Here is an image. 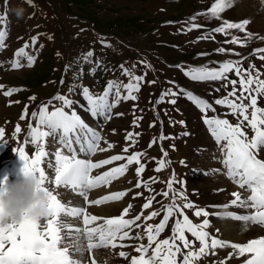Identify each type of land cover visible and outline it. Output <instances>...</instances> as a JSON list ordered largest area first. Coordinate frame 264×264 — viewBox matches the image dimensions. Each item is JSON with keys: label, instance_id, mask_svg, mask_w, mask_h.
<instances>
[{"label": "snow or ice", "instance_id": "6c2138e0", "mask_svg": "<svg viewBox=\"0 0 264 264\" xmlns=\"http://www.w3.org/2000/svg\"><path fill=\"white\" fill-rule=\"evenodd\" d=\"M25 2L35 7L32 0H25ZM233 3L234 0H214L205 14L220 19V14L230 8ZM195 19V16L192 17V20ZM248 23L247 20L238 23L224 21L221 26L213 31L225 35H230L227 32L229 29L246 32ZM6 25L7 14L5 13L0 15V51L6 47ZM200 27L203 26L193 24L188 31ZM252 38L253 34L246 33L244 39L250 41ZM201 39H214V37L208 35L201 37ZM36 40L37 37L32 38V46H35ZM226 43H239L244 46L241 38L234 35ZM105 46L110 47V45ZM28 48L29 44L25 43L22 48L17 50L15 58L10 62L11 69L16 70L33 65L35 57L26 51ZM217 51L225 53L230 50L222 47ZM256 53L260 54L259 59L264 60V48L254 49V54ZM234 54L240 55L239 53ZM200 55L207 54L201 53ZM93 56V51L87 52L83 57L84 62L87 63ZM95 63L99 66L98 62ZM2 66L0 65V67ZM145 66L150 67V65ZM121 69L123 75L128 77L127 84H122L119 81H109L101 94H94L89 88L81 87V95L86 101L88 111L93 118L100 119L102 122L109 121L113 117V109L122 101L137 99L135 93L140 91L144 76L135 75L131 70L124 68L123 65H121ZM182 71L186 77L195 82L219 81L226 90L231 86V89L227 91V96L215 99L214 103L230 109V114L236 116L238 122L233 124L228 119L208 115L209 112L216 111L212 103L190 92L185 93L182 89L179 92L170 89L162 93L157 103L163 102L164 97L168 96L173 98L167 102L175 105L177 101L174 97L183 93L188 100L200 109L204 123L208 126L211 135L220 147L223 169H217L216 171L222 172L243 190V192H233L234 199L228 205L220 207L229 208L234 206L255 210L247 214L226 211L223 215L244 222L245 227L254 224L264 228V159L258 158V156L264 154V107L258 106V97H264L262 73L259 69H256L254 64L244 67L242 60L231 59L219 63V66L215 68L200 66L186 70L182 69ZM229 73H233L238 79L230 78ZM63 82L61 80V84ZM148 83H155V81ZM2 88L3 85H0V89ZM220 90L221 88L215 89L217 92ZM15 91L17 90L9 89L4 91L3 94L10 97ZM74 91L75 88L70 87L68 89L69 95ZM29 99L35 100V97ZM53 100L59 101L60 106L57 107L52 104V101H49L47 104L40 105L38 111L30 114L35 124L29 123L28 139H25L23 143L25 145L29 143L35 145L34 155L30 156L24 147H20L17 153L19 159L23 162L22 171L37 174L40 185L48 192L49 215L39 222L25 217L19 223H5L0 218V264H85V253L91 255L93 250H114L117 247H126V245L118 244L117 241L132 239L130 233L133 226L136 228L141 227V224H138L137 221H141L142 218L145 221H151L160 216L161 213L163 215L158 224L144 225L147 244H140L136 248L140 256L138 258L133 257L131 264H195L200 257L207 256L210 251L212 255H215L217 248L225 247H229L233 251L224 260L217 261L216 264H227V261L232 260L234 257H247L243 260V264H264V236L251 239L245 244L232 243L211 236L210 232L207 231L210 226L209 219L204 218L200 223H193L185 213V209H194L193 215L196 217H209L214 214L220 215V213H212L203 208H196L192 202L188 201L182 190L184 182L177 179L175 174L167 181V190L161 194L170 202L167 205H162L160 209H153L156 196L151 195L142 205V211L133 219L125 218L132 207L131 204L123 210L119 217L106 218L103 219V223L97 224L96 222L102 218L90 215L86 207L75 206L71 202H62L55 191V189L61 187L78 194L83 198L84 204L88 206L121 200L127 195V191L116 192L96 200H90L88 193L90 190L102 185H110L113 180L124 176L132 165L136 166V176L140 177L145 171V164L141 162L144 156L142 152H133L128 155L117 154L97 162H93L90 158H78L80 154L90 157L98 151H108L113 148V145L104 139L102 130L97 131L85 123L75 110L74 105L76 102L70 99L69 96L57 94ZM50 106L51 110H49ZM250 109L251 111H249ZM28 115L27 107H25L20 119L24 120ZM115 115L123 114L115 113ZM172 123L184 124L183 121ZM153 126L154 124L150 125V127ZM249 128L251 133L247 131ZM21 131L20 125H17L14 129L16 134L21 133ZM4 135L5 129L0 128V138H3ZM138 135L139 133L127 134L125 139L131 143L124 147L123 153H129V147L135 145L134 136ZM184 135H187V133H184ZM48 138H51V143L58 145L56 150L51 153L45 149V142ZM160 139L171 138L162 135ZM101 142L105 147L101 146ZM155 142L153 140L149 147ZM172 147L175 150V145H172ZM162 151L164 157H167L168 152L163 149ZM49 156L54 157V162L52 159L45 160V157ZM120 161H123V163L111 167L100 175H92L94 169L113 165L115 162ZM183 163L181 161V164ZM45 164L48 169L54 171V178L46 174V169L42 166ZM164 167L165 161L161 160L155 171L160 172ZM6 179L7 177L4 178L5 181ZM0 183H3V181H0ZM174 184L181 185V188H174ZM46 185H54L55 188H49ZM141 186L149 189L147 182L138 179L134 188H140ZM244 192L249 194L245 196ZM135 195L142 196L143 193L138 192ZM156 203H159V201H156ZM145 210H150L146 216L144 214ZM174 216L175 221L171 229V237L158 239L166 226L169 225L170 218ZM68 218H71V221H74L75 224L70 222ZM79 224H82L83 227L76 226ZM186 232L190 233L194 240L189 239L185 234ZM135 239H143V236L137 233ZM196 241L199 242L198 248L194 246ZM150 249L151 255H148ZM177 254L182 256L179 261ZM119 256L127 258L124 251H120ZM91 264H97L94 257L91 258Z\"/></svg>", "mask_w": 264, "mask_h": 264}, {"label": "rangeland", "instance_id": "374dc122", "mask_svg": "<svg viewBox=\"0 0 264 264\" xmlns=\"http://www.w3.org/2000/svg\"><path fill=\"white\" fill-rule=\"evenodd\" d=\"M36 1L40 3L36 4L33 8L25 1L14 0V6L9 10V15L15 16L10 19L9 24L7 25V37L12 36V38L7 43L5 41L6 47L2 51L10 50L12 47H16L20 44L22 39L16 38V36L26 32L29 27L34 24V22L30 21L22 23L16 22L17 19H19L18 21L23 19V17L18 18L16 15V10L18 9V4L20 2L25 6L23 8V15H51L45 11L44 8H42L43 4L46 8V1L48 0ZM49 1L52 2L54 0ZM203 1L204 0H62L60 3L61 6H59L56 10V15H80L85 18V20L90 23L94 29H97L95 32L96 35L109 33L113 34V36L118 39V43L114 40V44L110 45V51L116 56L120 53L123 58V62L118 65L117 70H114L112 65H107V63L110 62V59L107 58L109 51L102 47L101 39H97L96 36L91 38L85 32H79L71 26L66 27L64 30L68 31V42L72 39L74 41L78 38L84 40V42L79 45L81 52L86 54L89 51H93L96 53L93 56L94 59L97 61L102 59L103 64H100L99 66H97V64L95 65L96 74H99L101 71L107 72L114 70L113 72H115L116 75H114L113 81H119L122 84H127L128 77L123 75L121 69V65H123L124 68L131 70L135 75L144 76V81L142 82L140 91L135 93L137 99L122 101L113 109L114 114L112 119L109 121L102 122L100 119L93 118L88 111L87 103L74 105L75 110L85 123L97 131L102 130L104 139L113 145V148L108 151H98L95 155L90 157L80 154L78 158H90L93 162H97L117 154L128 155L133 152L143 151H145L144 155L146 153L148 154L147 156H143L145 159H148L149 156L152 158L167 144V141L164 139L161 140L159 137V141L149 147L151 137L148 136L147 133L140 131H145V129L153 122H157L158 128L164 130L165 134L170 132V135H175L176 133L172 131H179L184 128L191 132V128L188 123L189 119V121L195 125V130L198 131V129L201 128L202 131L201 135L198 136V134H196L194 136V139L197 141H193L197 146H202V148L199 155L195 156L191 160L194 164L193 167H195L196 170L192 171L189 176V180L192 185L200 192V199L198 197H194L193 200H189L196 208H203L212 213H220V215L214 214L209 217H203V219H209L210 226L207 231L210 232L212 237L228 241L225 238L227 229L223 228V225L228 224L226 219L228 220L229 217L223 215V213L226 211L237 212V207L233 206L229 208H222L220 206L228 205L229 202L234 199L232 193L241 192L242 190H237V185L233 186V182L228 179L226 175L222 172L216 171L217 169H223V164L221 163L222 155L220 147L211 135L208 126L204 123L202 112L197 106L188 100L187 96L183 93L174 97L177 101L175 105L167 102L169 99L173 98L168 96L164 97L163 102L157 103V101L160 100L162 93H165L170 89L178 92L182 89L185 93L190 92L193 95L206 99L212 103L216 111L209 112L208 115L228 119L233 124L238 122L237 117L230 114V109L214 103L215 99L227 96V91L231 89V86H229V89L226 90L221 86V82L219 81H192L184 75L182 69L186 70L192 67L200 66L215 68L219 66V63L224 62L222 59L223 53H219L217 49L223 47L230 50L224 54L227 53L232 55L238 51L239 44L226 43V41H230L232 39L230 35L215 33L213 30L221 26L224 21L238 23V19L235 18V15H242V17L246 16L248 13H252V11H247L251 8V5L252 7H255V9H258V6L253 4V0H234L232 6L227 9L228 13H226L225 10L220 14V19H215L211 17V15L205 14L206 10L210 8L214 1L211 0L213 2L207 7V3L203 6ZM260 1H255L259 7L264 3L262 0ZM261 10L264 12L263 7ZM33 11L35 12L34 14ZM194 16L196 19L192 20V17ZM193 24H199L203 27L192 28L191 31H188ZM261 25H264V20L259 21L258 26ZM235 30L237 29H229L227 32L232 33ZM208 35L213 36L214 39H201V37ZM260 48H264V44L262 47H256V49ZM201 53H206L207 55H200ZM251 53L254 54L253 49H245L242 57L239 59L231 58V60H242L243 66L247 67L250 64V60H247V56ZM259 55V53L254 54V56L257 57V62L262 68L264 67V60L259 59ZM225 59L230 60L229 58ZM11 61V58H6L2 60V63L10 64ZM142 61L144 62L143 64L141 63ZM145 65H150V67ZM261 73L264 79V71H261ZM228 75L232 79H238L233 73H229ZM150 81H155V83H148ZM216 88H221V90L217 92L215 91ZM39 90L42 91V88L40 87ZM1 99L2 94L0 92V101ZM258 106L264 107V97H258ZM13 107L14 108L11 111L7 110L5 112L6 114H4L1 112L0 104V128L5 129L4 137L0 138V144H5L0 145V181H3L7 176L9 183L17 180L22 172L23 162L18 157V149L20 147H24L30 156L34 155L36 150L35 145H32L31 143L25 145L23 143L25 139H28V130L24 135L21 133L16 134L14 132L16 125H20L26 129L28 123L25 124L24 120H21L19 117V121L17 122L18 124H11L13 119L9 115L12 113L17 114L18 106ZM249 111H251V109ZM115 113H122L123 115H115ZM132 119L135 122L134 125L136 128L132 126ZM179 121H183L186 124L181 125L180 123H172ZM113 130L115 131L113 132ZM247 131L251 133L250 128L247 129ZM148 132H151V130ZM181 132L182 131H180L178 136H175L176 138L168 139L169 142L185 143L186 139H191V137H189L190 134L187 133V135H184V133ZM128 133H139V135L134 136L135 145L129 147V153H123L124 147L131 143L125 139ZM164 137L170 138L168 135H165ZM13 139H15V142L12 141ZM101 146L105 147L103 142H101ZM57 147V144L51 143V138L46 140L45 149L49 153L56 150ZM176 149L177 147L175 150ZM191 149L192 148H188L187 151ZM167 152L173 153L169 151V147L167 148ZM258 158L264 159V154L258 156ZM48 159H52L54 162V157H45L46 161ZM10 160H12V162H10ZM121 163H123V161L115 162L113 165H106L100 169H94L92 171V175H100L109 170L111 167H115ZM42 166L45 167L46 174L54 178V171L52 169H48L46 164ZM135 168V165L130 166L124 176L113 180L110 185H102L98 188L90 190L88 193L90 200H96L102 199L106 195L116 192L127 191V195L121 200L108 201L100 204L101 206H88L84 204L83 198L80 197L81 202L77 204V206L86 207L90 215H96L97 217L102 218L96 222L97 224H101L103 223V219L119 217L123 210L131 204L132 207L129 209V213L125 218L133 219L142 211V205L147 200L146 194H143L142 196L135 195L138 192L142 193L144 187L141 186L140 188H134V185L138 179L152 184L147 181V178H145L146 171H144L140 177H137ZM167 173V169H164L163 175L166 176ZM46 186L49 188H55L54 185ZM55 191L58 193L59 199L61 197L64 198L65 196L63 195L65 194L67 195L71 193L72 195L70 189H65L63 187L55 189ZM161 204L164 205L165 202ZM154 205L155 204L153 203V209H158ZM148 211L150 210L144 211L145 216L148 214ZM184 211L193 223H200L202 221L200 220L201 217L193 215L194 209H186ZM249 212H254V210L250 209L247 213ZM162 215L163 213L156 217L158 219L154 218L152 222L154 224H158ZM224 218L226 219L224 220ZM68 219L70 220V218ZM231 222L234 223L242 221L232 219ZM78 226L83 227L82 224H79ZM168 226L169 228L166 227L158 239L162 240L169 238L165 235V233L170 234L172 232L170 221ZM137 233H140L139 228L133 226L130 233L133 237L132 239L117 241L118 244L126 245V247H117L114 250H93L91 255L85 253V264H91L90 262L92 257L95 258L96 262H102L104 258H108L109 264H131V259L133 257L138 258L140 253L137 252L134 255L126 253L125 251L130 253L132 247H136V245L131 246L129 243L138 241L142 244H147V236H144L145 233L142 234L141 231L143 239H135ZM185 234L189 239L194 240L190 233L186 232ZM229 242L244 244L247 240H244L242 243L238 241ZM194 246L198 248L199 242L196 241ZM121 249H124L125 251ZM120 251H124L127 254V258L120 257ZM232 251L233 250L229 247L217 248L215 250V255H212L210 251L207 256L200 257L198 262H195V264H216L217 261L224 260ZM246 258L247 257H234L232 260L227 261V264H243V260ZM177 259L178 261L181 260L182 256L177 254Z\"/></svg>", "mask_w": 264, "mask_h": 264}, {"label": "trees", "instance_id": "16d2710c", "mask_svg": "<svg viewBox=\"0 0 264 264\" xmlns=\"http://www.w3.org/2000/svg\"><path fill=\"white\" fill-rule=\"evenodd\" d=\"M32 2L34 5L40 3L36 0H32ZM46 2L47 4L45 8L41 1L43 4L42 8L51 15H23V19L20 21L17 19V23L30 21L34 22V24H32L26 32L16 36V38L22 39L20 44L16 47H12L10 50L0 51V65H3L0 67V85H3V88L0 89L2 94V99L0 101L1 112L6 114L5 112L7 110L11 111L14 108L13 106H18L17 114L12 113L9 115L13 119L11 123L12 125H15V123L19 121V117L24 113L25 107H27L29 113L28 117L24 119L25 124H29L31 120L30 114L38 111L40 105L52 101V104L59 107L60 102L53 100L57 94L69 96L70 99L76 102L75 105H78L86 102L81 95V87L89 88L94 94L103 93L108 82L113 81L114 75H116L113 71L117 70L118 65L123 62L120 53L116 56L111 53L110 47L105 46L114 44V42L109 39V36L106 34L103 35L104 33L102 32V35H96L95 32L97 29L95 30L90 23L80 15H56V10L61 5L60 3L62 0H54L52 2L48 0ZM13 6L14 0H0V15L7 14V25L9 24L10 19L15 16L9 15V10ZM24 7V4L21 2L18 4V9H23ZM34 13L35 12L33 11V14ZM68 26H71L79 32H85L91 38L96 36L97 39H101L103 42L102 47L109 51L107 58L110 59V62H108L107 65H112L114 70L107 72L99 71L100 73H97V75L95 72V65L97 63L95 62H98L99 65L103 64L102 59L97 61L92 57L87 63H85L83 57L86 54L79 49L80 43H83L84 40L78 38L74 41L72 39L68 42V31H64ZM33 37H37L35 46H32ZM11 38L12 36L7 37L6 43L9 42ZM25 43L29 44V48L26 51L35 57V61L31 67L25 66L13 70L9 63H2V60L6 58H11L13 60L17 50L22 48ZM66 66H68L67 70ZM61 80L64 81L63 84H61ZM40 87L42 88V91L39 90ZM70 87L75 88V91L71 95L68 93ZM9 89H16L17 91H15L10 97L5 96L3 92ZM30 97H35V100L29 99ZM49 110H51V106ZM188 123L191 132L184 128L183 130L172 131L176 133L175 135H170V132L165 134L164 130L158 128L157 122L151 124H154L153 127L149 126L145 131H140L147 133L148 136L151 137V140L149 141L150 143L153 140L158 142V138L162 135H168L171 139L176 138L175 136H178L180 131L190 134L189 137H191L190 140L186 139L185 143L169 142L168 139H164L167 141V144L162 149L167 151V148L169 147V151L173 153L168 152V156L164 157L161 149L152 158L149 156L148 159H145L144 157L141 159V162L145 164V178H147L148 182L152 183H148L149 189L154 190L150 191L144 187L142 193L146 194L147 198L151 195H155L156 201H159V203H156V201L153 203L157 208H159L161 203L167 201L170 202L169 199H165L161 194L167 190V181L173 176V174H175L177 179L184 182L182 190L187 198L200 197L199 190L192 185L188 178V172L190 171V156L197 152L199 148L195 143L197 140L194 139V136L196 134L199 136V132L195 130V126L189 121V119ZM134 124L135 122L132 119V126L136 128ZM150 130L151 132H148ZM193 140H195V142ZM172 145H175V148L177 147V149L173 150ZM188 148L192 149L187 151ZM144 152L145 151L142 153ZM147 155L148 154L146 153L144 156ZM161 160L165 161V167L160 172H156L155 169L158 167V163ZM181 161L184 163L181 164ZM164 169H168L166 176L163 175ZM174 188H181V185L174 184Z\"/></svg>", "mask_w": 264, "mask_h": 264}, {"label": "clouds", "instance_id": "9594fccd", "mask_svg": "<svg viewBox=\"0 0 264 264\" xmlns=\"http://www.w3.org/2000/svg\"><path fill=\"white\" fill-rule=\"evenodd\" d=\"M18 18L23 17V9H17ZM7 177V176H6ZM49 195L42 188L37 174L22 171L20 177L12 183L8 177L0 183V218L5 223H19L25 217L36 222L46 219L49 215ZM97 264H109L104 258Z\"/></svg>", "mask_w": 264, "mask_h": 264}, {"label": "bare ground", "instance_id": "6f19581e", "mask_svg": "<svg viewBox=\"0 0 264 264\" xmlns=\"http://www.w3.org/2000/svg\"><path fill=\"white\" fill-rule=\"evenodd\" d=\"M232 185L235 186L236 184L233 183ZM236 189L237 190H241L238 187V185H237ZM70 192H72V195H71V193H69L67 195L65 194V195H63L65 197L64 198L61 197L60 199H61L62 202H71V204H75L77 206V204H79L81 202L80 201L81 198L75 192H73V191H70ZM241 192H243V190ZM243 194L246 196L249 193L245 192ZM249 210L250 209L237 208V212L235 211V213H237V214H247V211H249ZM225 219L226 218H224V220ZM231 220H232V218L229 217L228 220L226 219L228 224L227 225H225V224L223 225V228L227 229V232L225 233L226 234L225 238L228 241H238V242L242 243L244 240H247V242H248L251 239L259 238L260 236H264V228L260 227L259 225L249 224L247 227H245L244 222H234V223H232ZM70 221H71V218H70ZM71 222L73 224H75L74 221H71Z\"/></svg>", "mask_w": 264, "mask_h": 264}]
</instances>
